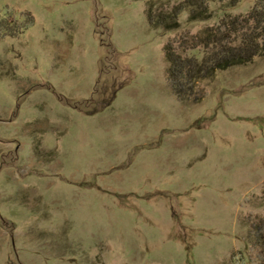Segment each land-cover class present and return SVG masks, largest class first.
<instances>
[{
    "label": "rangeland",
    "instance_id": "1",
    "mask_svg": "<svg viewBox=\"0 0 264 264\" xmlns=\"http://www.w3.org/2000/svg\"><path fill=\"white\" fill-rule=\"evenodd\" d=\"M145 2L0 0V264L261 261L264 54L179 101L163 53L256 0L168 30Z\"/></svg>",
    "mask_w": 264,
    "mask_h": 264
},
{
    "label": "trees",
    "instance_id": "2",
    "mask_svg": "<svg viewBox=\"0 0 264 264\" xmlns=\"http://www.w3.org/2000/svg\"><path fill=\"white\" fill-rule=\"evenodd\" d=\"M239 0H182L173 5L169 12H163L151 0H146L144 14L152 27L171 29L178 26L177 15L187 10L189 19L209 17L210 2L231 7ZM8 29L7 35H15L18 30ZM182 43V42H181ZM200 46L203 50L200 58L181 56L168 44L163 46L166 60L165 73L170 80L172 93L179 101L188 98L195 84L213 76L215 71L230 66L245 64L255 56L264 54V0H256L245 13L230 15L223 12L217 22L205 26L190 37L183 47ZM91 105L90 113L95 111ZM258 264H264V248Z\"/></svg>",
    "mask_w": 264,
    "mask_h": 264
}]
</instances>
